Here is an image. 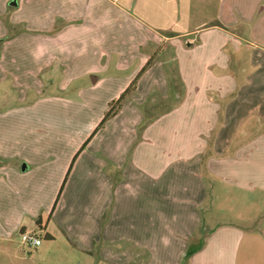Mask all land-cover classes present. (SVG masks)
Listing matches in <instances>:
<instances>
[{
  "label": "crops",
  "instance_id": "1",
  "mask_svg": "<svg viewBox=\"0 0 264 264\" xmlns=\"http://www.w3.org/2000/svg\"><path fill=\"white\" fill-rule=\"evenodd\" d=\"M209 1L0 0V38L10 17L23 30L18 47H55L43 55L54 62L36 65L62 59L71 81L90 76L93 88L114 79L111 68L124 73L110 100L137 79L106 127L70 151L69 159L80 147L68 172L70 160L63 165L46 206L61 239L32 207L55 162L36 170V132L26 134L35 129L7 140L0 126V264H264V35L242 31L256 18L264 29V0H217L203 20ZM62 21L84 34L63 44L66 30L51 35ZM172 101L150 123L144 117L150 103ZM23 181L28 203L19 200ZM219 197L239 206L212 215L213 225L202 207ZM33 225L46 231L41 249L19 240Z\"/></svg>",
  "mask_w": 264,
  "mask_h": 264
},
{
  "label": "rangeland",
  "instance_id": "2",
  "mask_svg": "<svg viewBox=\"0 0 264 264\" xmlns=\"http://www.w3.org/2000/svg\"><path fill=\"white\" fill-rule=\"evenodd\" d=\"M216 1L217 0L209 1L207 11L210 13L203 16V20H210L213 18L215 11H217L215 6H213ZM3 20L4 17H1L0 28ZM12 22L13 21L9 17L6 24L8 36L6 35L5 37L0 38V116L5 114L3 116L5 117L9 112H11L9 113L10 115L8 114V119L2 121L0 120V126L2 130L5 131L4 134L8 136L7 140L16 135L14 133L17 129L20 130L27 125L31 126L33 130L35 129L34 132L31 131L30 134H26L28 137H32L33 135L31 134L36 132V142L38 141V144L36 145V164H38V166H36V170L43 169L46 165H48V162H55V164L51 166L50 173H52V175L50 178L46 180L42 178L36 183V200L34 197L32 207L36 209V211H40L45 225L49 224L48 231L52 234H56V238L61 239L56 233L57 231L54 228L55 226L53 221H49L48 223L49 213H47L48 211L46 206L49 203V199L55 187L57 186L60 172L63 170V165L65 166L67 164L71 155L70 151L78 145L81 146L82 144H80V142L88 133L91 136L97 128L98 132L106 127L110 119L102 125L100 124L110 111L113 101L119 99L110 100V96L118 90L119 86H122L121 84H123V82L121 80L119 81V79L125 75L124 73L112 72L113 68H111L109 75L113 76L114 79H109V82H105L102 85L93 88L90 76H86V78L78 77L77 79L71 81L69 78V70L67 69L68 67L62 59L55 58L54 60H56V63L51 67L48 66V64L36 65L37 61H43L45 63L54 62L52 61L53 59H51L52 57H43V55L46 53L45 51L54 50L55 47L46 44L48 41L43 43L36 39V46L42 47V50H40L39 48L32 47L35 42L34 40L28 39L23 41L26 43L25 47L28 46L29 49L26 48L23 50L17 46L18 40L16 38V36L20 34L19 32L23 30ZM4 25L5 24H3V26ZM70 26L71 25L67 24L65 21L59 22L57 33H51V35H56L60 31L64 32L66 30L65 33H62L60 40V42L62 41L64 44V42L66 43L64 37L67 38V35L72 36L74 34H84V31L81 29L82 26L77 24L72 30H70ZM255 26L260 32H262L261 36H263L264 29L262 30L261 26L258 24V18H256L255 24L245 25V27L242 28V31L246 30L253 32ZM241 27V25L236 27L239 33L242 32ZM114 29L117 30V24L115 23L104 25L103 31L106 33V38H111L113 32L115 31ZM37 32L38 31H36V33ZM106 41H108V39ZM83 43L85 42L82 38L80 44ZM57 51H64V49L58 48ZM129 68H131V66H128V70ZM77 76L81 75L78 74ZM101 76H106L103 71ZM133 93L134 91L129 95V99H131ZM50 98L52 99L50 100ZM173 103V101L172 105H160L155 102L150 103L143 111L144 114L146 113L144 117L148 116V122L150 123L151 117L156 113L158 114V112L163 111L164 108L166 109L172 106L175 107L176 104ZM121 109L122 107L120 110ZM120 110H118V112ZM153 110H155V112H152ZM140 129L142 130L141 127ZM79 150L80 147L75 154L73 153L72 158L69 159L70 162L68 164L67 172L69 171L73 158ZM29 154L35 155L32 149L27 148L25 155ZM83 172H85V170H83L82 173ZM41 173V171H36L37 176H40ZM63 182L58 185V191H60ZM80 185L84 186L86 183L83 184L81 182ZM25 186L27 187L25 188ZM30 189V182L23 181V184L20 186V201L28 199V190ZM220 195L222 194L219 192L218 196ZM25 196H27V198H23ZM28 202L29 200H27L26 203ZM238 206L239 205L236 204V201L231 200L226 202L224 199L222 200V198L219 197V199H213L212 201L205 202L202 210H204L205 214H207L205 220L211 219L213 221V225H215L216 221L212 215L216 216L218 211L225 208L236 209ZM218 220H224V218L218 217ZM37 224L38 227H41L40 222H37ZM209 225L210 224H207V226ZM34 228L35 226L33 225V228H28V230ZM35 230L39 233V238L42 240L41 246L30 248L28 245H24L25 249H41L49 243L45 235V229L40 231L36 225ZM208 234V232L201 233L203 240L207 238ZM19 240L22 241L21 234ZM58 244L61 245V242Z\"/></svg>",
  "mask_w": 264,
  "mask_h": 264
},
{
  "label": "trees",
  "instance_id": "3",
  "mask_svg": "<svg viewBox=\"0 0 264 264\" xmlns=\"http://www.w3.org/2000/svg\"><path fill=\"white\" fill-rule=\"evenodd\" d=\"M136 83H137V79L133 82V84L120 96V98L118 100L113 101L112 103V107L110 109V111L107 113L106 117L102 120L101 124L102 125L104 122H106L107 120L113 118L118 110H120V108L123 106L124 102L126 101L127 96H129L131 94V92H133L135 90L136 87ZM98 128L95 130V132H97ZM94 134V133H93ZM85 147V145L83 146V148ZM47 238V236H46ZM49 238V237H48Z\"/></svg>",
  "mask_w": 264,
  "mask_h": 264
},
{
  "label": "built area",
  "instance_id": "4",
  "mask_svg": "<svg viewBox=\"0 0 264 264\" xmlns=\"http://www.w3.org/2000/svg\"><path fill=\"white\" fill-rule=\"evenodd\" d=\"M22 242L28 246L39 247L42 244V240L34 230H27L21 234Z\"/></svg>",
  "mask_w": 264,
  "mask_h": 264
}]
</instances>
